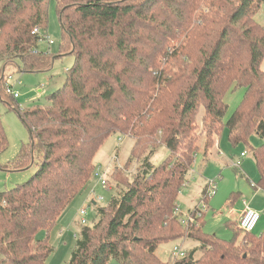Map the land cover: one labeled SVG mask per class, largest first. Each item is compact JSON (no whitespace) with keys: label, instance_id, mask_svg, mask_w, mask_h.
Instances as JSON below:
<instances>
[{"label":"trees","instance_id":"1","mask_svg":"<svg viewBox=\"0 0 264 264\" xmlns=\"http://www.w3.org/2000/svg\"><path fill=\"white\" fill-rule=\"evenodd\" d=\"M47 1L0 0V101L30 136L9 167L35 169L0 192V264H46L57 218L90 185L94 155L111 135L132 139L139 169L96 208L98 221L80 229L67 264H264V229L222 239L203 231L196 208L185 223L175 213L198 150L200 108L204 155L226 129L230 147L252 155L254 187L264 190V27L255 20L264 0H53L62 33L56 56L38 47ZM66 55L74 62L47 105L21 109L4 96L1 85L17 66L46 72ZM233 89L244 94L223 122ZM7 146L0 120V155ZM159 146L168 154L153 166ZM183 237L198 243L186 257L156 256L160 244Z\"/></svg>","mask_w":264,"mask_h":264},{"label":"rangeland","instance_id":"2","mask_svg":"<svg viewBox=\"0 0 264 264\" xmlns=\"http://www.w3.org/2000/svg\"><path fill=\"white\" fill-rule=\"evenodd\" d=\"M45 8L47 10L45 39L39 42L38 47L40 51L45 52L48 56H56L55 54L58 52L62 40V33L56 14L55 2L48 0ZM255 20L264 27V7H261L257 12ZM47 41H51L52 45H48ZM73 62V56L66 55L55 59L49 71L37 73L20 72V66H17L19 71H14L11 75L5 76L4 84L1 85L4 96L8 95L13 101V96L7 92V88H9L12 93L17 94L14 101L19 108L23 109L31 105L43 107L47 105L46 97L62 86L66 71L72 66ZM260 69L264 72V58L261 61ZM243 94V89H237L226 96L227 110L223 122H226L230 117ZM201 117L202 110L200 108L195 122L197 131L200 134L198 150L186 176L187 183L179 193L176 215L179 220L185 221L193 206L196 205V208L205 198V194L202 196L203 188H209V185L214 184L215 194L204 199H207V209H204L206 211L202 214L203 231L222 239H230L234 232L239 233L235 218L246 206H243V200L245 199L247 203L259 208L258 210H262L264 209V190L259 191L257 194L254 192V197L252 196L251 199L248 196H243L242 190L244 188L253 190L251 185L252 182L256 184L258 172L252 155L247 153L244 145L240 144L234 149L230 147L226 129H223L214 138L215 142L213 141L212 147L204 155V130L202 129ZM0 120L8 141L6 151L0 155V192H5L26 182L35 169L34 167L19 171L10 169L9 166L14 162L20 145L27 143L30 136L18 114L8 109L1 101ZM259 143L260 140L257 135L252 134L249 138V144L252 147H257ZM132 146V139L111 135L105 139L96 151L93 158L95 171L106 181V185L105 187L101 186L98 178L93 176L88 188L74 198L60 214L49 234V245L53 248V252L47 258L46 264H67L80 229L91 227L98 221L95 213L96 208L107 206L110 198L112 196L118 197L120 192L124 190V185L130 183L136 176L140 159L130 157ZM241 153L246 156L240 158ZM167 154L166 148L159 146L149 161L153 166H157ZM239 159L242 160L241 165L235 167ZM117 173L118 177L116 176ZM82 210L87 214L84 217L86 223L83 225L80 223V211ZM263 229L264 215L254 230V234H260ZM43 235L44 233H40L37 238L41 239ZM175 246H179L190 253L198 247V243L183 237L173 240V242L160 244L155 254L161 261L171 262L173 259L170 256V251ZM198 256H200V253L197 251L194 257L197 258ZM107 264L118 263L111 260Z\"/></svg>","mask_w":264,"mask_h":264},{"label":"built area","instance_id":"3","mask_svg":"<svg viewBox=\"0 0 264 264\" xmlns=\"http://www.w3.org/2000/svg\"><path fill=\"white\" fill-rule=\"evenodd\" d=\"M33 33L37 34L38 33V29H34ZM48 45H52L51 41H47ZM7 92L13 96L14 99L17 98V94L12 93L11 89L7 88ZM245 154H241V157H243ZM236 166H239V161L235 164ZM93 176L95 178H98L99 183L101 186L106 185V181L102 178V176H100L98 174V172H94ZM215 194V187L214 184L209 185V188H206L205 190V198H209L211 196H213ZM204 198V199H205ZM202 200L199 206L196 207L197 212V216L200 217L201 214H203V212H205L207 209L206 206V200ZM178 210H175V213H177ZM87 214L84 210L80 211V223L83 225L86 223L85 218ZM261 220V213L257 212L253 209H250L249 207L245 206L243 211L240 213L237 223H236V228L242 232V233H252L254 232V230L256 229L257 225L259 224ZM183 223H185V221H183ZM187 251H185L184 249L180 248L179 246H175L172 248V250L170 251V256L172 259H181L187 256Z\"/></svg>","mask_w":264,"mask_h":264},{"label":"crops","instance_id":"4","mask_svg":"<svg viewBox=\"0 0 264 264\" xmlns=\"http://www.w3.org/2000/svg\"><path fill=\"white\" fill-rule=\"evenodd\" d=\"M235 90H237V89H233L232 91H230L228 94H231L232 92H234ZM227 94V95H228ZM226 95V96H227ZM226 96H225V98H226ZM225 98H224V102H225ZM242 99V98H241ZM241 101V100H240ZM239 101V102H240ZM239 104V103H238ZM242 154V153H241ZM246 155H244L243 157H241V155H240V158H244ZM239 161V165H241V162H242V160L241 159H239L238 160ZM235 167H239V166H236L235 165ZM254 185H256L255 183L253 184V182H252V185H251V188L253 189L252 191L251 190H249V189H247V188H244L242 191H243V196H248L250 199L252 198V196L254 197V192H255V194H257L259 191H263V190H261V189H256L255 187H254ZM247 206V207H249L250 206V209H253V210H255V211H257V212H260L261 213V218H262V216L264 215V209H262V210H258L259 208H257V207H255V206H253L252 204H250V203H247V201L244 199L243 200V206ZM196 206V205H195ZM195 206H193V208H195ZM192 208V209H193ZM191 209V210H192ZM243 211V209L238 213V215H237V217L235 218V221H236V223H237V220H238V217H239V215H240V213ZM258 226V225H257Z\"/></svg>","mask_w":264,"mask_h":264},{"label":"water","instance_id":"5","mask_svg":"<svg viewBox=\"0 0 264 264\" xmlns=\"http://www.w3.org/2000/svg\"><path fill=\"white\" fill-rule=\"evenodd\" d=\"M192 257H193V254L191 253V254L189 255V259H192Z\"/></svg>","mask_w":264,"mask_h":264}]
</instances>
